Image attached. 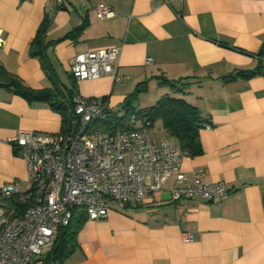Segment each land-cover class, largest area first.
<instances>
[{
    "label": "crops",
    "instance_id": "1",
    "mask_svg": "<svg viewBox=\"0 0 264 264\" xmlns=\"http://www.w3.org/2000/svg\"><path fill=\"white\" fill-rule=\"evenodd\" d=\"M62 1L0 0V65L33 89L56 90L62 101L73 94L98 99L110 114L140 84L157 101L185 98L207 121L203 154L182 153L186 183L223 181L230 195L173 202L165 192L144 204L113 203L108 218L85 223L71 256L49 264H264V75L224 81L264 62V0H108L116 14L104 20L97 15L103 0ZM47 17L43 58L30 46ZM111 47L121 48L120 83L112 75L74 79L76 55ZM62 129L59 111L29 102L0 77V190H32L33 176L13 142L20 130ZM162 132L155 125L153 137L170 139ZM184 233L194 241H184Z\"/></svg>",
    "mask_w": 264,
    "mask_h": 264
},
{
    "label": "built area",
    "instance_id": "2",
    "mask_svg": "<svg viewBox=\"0 0 264 264\" xmlns=\"http://www.w3.org/2000/svg\"><path fill=\"white\" fill-rule=\"evenodd\" d=\"M115 14L108 0L97 6L103 20ZM120 55V47L80 53L71 61L72 76L81 82L112 75L120 83ZM151 62L148 58L147 64ZM72 101L76 120L67 133L20 130L13 139L33 176V187L21 193L17 185L5 186L1 194L21 195L32 204L22 213L0 207V264H44V255L72 219V207L85 209L89 220L97 221L108 218L113 203L144 204L148 196L161 199L165 192L173 202L201 198L210 203L229 197L223 181L209 184L197 178L187 184L178 144L156 140L150 120L134 114L127 128L96 130L92 124L109 117L107 107L79 94ZM183 240L192 242L194 235L184 233Z\"/></svg>",
    "mask_w": 264,
    "mask_h": 264
},
{
    "label": "trees",
    "instance_id": "3",
    "mask_svg": "<svg viewBox=\"0 0 264 264\" xmlns=\"http://www.w3.org/2000/svg\"><path fill=\"white\" fill-rule=\"evenodd\" d=\"M62 6H60L61 8ZM50 22L48 17L38 30L35 39L31 42V53L45 58L46 32ZM257 75H264V62H259L258 66L252 70H242L235 74L224 77V81H234L238 79H250ZM0 77L3 84L9 87L16 94L21 95L29 102H48L54 109L63 115L62 133H67L74 126L76 117L74 115L73 95L70 101H62L54 89L36 90L26 85L20 78L8 73L3 65H0ZM163 84H169L175 91L183 92L178 83L164 80ZM145 91V87L140 84L136 91L125 101L123 107L126 109L124 116L110 114L105 121L93 123L92 128L96 130H115L127 128L126 122L136 114L143 119L150 120L154 128L156 123L161 121L163 129L170 139L176 141L181 153L191 157L203 154L200 141V132L206 127L207 121L201 115L200 110L189 103L185 98L170 95L162 96L151 108L137 111L133 106L138 94ZM28 193V192H27ZM32 201H22L21 195L11 197L2 196L0 190V207L8 213H22ZM72 219L68 226L60 230V235L55 245L43 257L44 264L63 261L71 256L78 248V236L89 220L85 209L72 207Z\"/></svg>",
    "mask_w": 264,
    "mask_h": 264
},
{
    "label": "rangeland",
    "instance_id": "4",
    "mask_svg": "<svg viewBox=\"0 0 264 264\" xmlns=\"http://www.w3.org/2000/svg\"><path fill=\"white\" fill-rule=\"evenodd\" d=\"M147 93H150V94H147ZM155 96H156L155 92H153L152 90H151V92L148 91L145 93H140V94H138V97L134 101L133 106H135V109L137 111H142V110L151 108L157 102V100H156L157 96L156 97ZM115 113H117L119 116H124L126 114V109H124V107L122 106L121 110L118 112H115ZM156 131H157L158 135H161V134L165 135V133L162 132V131H164V129H163V125H162L161 121L156 123ZM44 251H46V250H44Z\"/></svg>",
    "mask_w": 264,
    "mask_h": 264
}]
</instances>
